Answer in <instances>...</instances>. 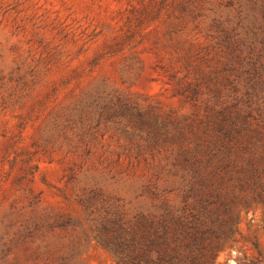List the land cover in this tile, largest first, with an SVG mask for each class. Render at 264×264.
Returning a JSON list of instances; mask_svg holds the SVG:
<instances>
[{
  "label": "trees",
  "instance_id": "16d2710c",
  "mask_svg": "<svg viewBox=\"0 0 264 264\" xmlns=\"http://www.w3.org/2000/svg\"><path fill=\"white\" fill-rule=\"evenodd\" d=\"M157 6L158 17L178 11L171 34L183 36L180 55L160 71L192 107L191 118L168 115L160 122L155 106L149 120L138 113L136 131H122L134 142L120 143L119 159L109 163L103 156L93 161V141L109 128L101 134L102 122L87 111L64 109L52 128L81 159L67 185L93 240L118 264H215L218 252L235 242L241 214L264 208V0H162ZM123 155L134 175L114 172ZM2 174L0 194L14 199L0 206V264H77L74 253L90 239L83 226L43 208L32 191L6 189ZM120 182L134 189V207L108 190ZM20 184L17 179L14 187Z\"/></svg>",
  "mask_w": 264,
  "mask_h": 264
},
{
  "label": "rangeland",
  "instance_id": "374dc122",
  "mask_svg": "<svg viewBox=\"0 0 264 264\" xmlns=\"http://www.w3.org/2000/svg\"><path fill=\"white\" fill-rule=\"evenodd\" d=\"M161 1L0 0L2 179L6 189L19 194L32 191L40 196L43 208L83 226L90 239L74 253L77 264L118 261L93 240L73 188L67 185L69 170L81 159L63 148L52 119L73 107L78 115L87 111L100 120L102 130H109L93 141V161L103 156L109 163L119 159L115 152L120 143L134 142L122 131H136L138 113L149 120L155 106L160 122L168 115L179 121L191 118L192 107L174 95L160 71L178 59L176 49L183 41V36L171 34L178 23L173 19L177 9L157 16L153 7ZM121 162L114 172L134 175L125 155ZM17 179L21 184L15 188ZM108 190L134 207L129 182ZM13 199V194L8 200L0 194V206L8 208ZM239 221L235 242L218 252L215 264H264V208L252 207Z\"/></svg>",
  "mask_w": 264,
  "mask_h": 264
}]
</instances>
